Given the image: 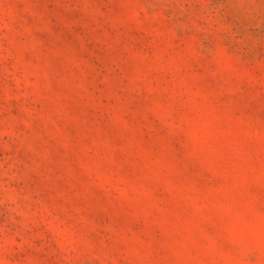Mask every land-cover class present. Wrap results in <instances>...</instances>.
<instances>
[{
    "label": "rangeland",
    "instance_id": "1",
    "mask_svg": "<svg viewBox=\"0 0 264 264\" xmlns=\"http://www.w3.org/2000/svg\"><path fill=\"white\" fill-rule=\"evenodd\" d=\"M0 264H264V0H0Z\"/></svg>",
    "mask_w": 264,
    "mask_h": 264
}]
</instances>
